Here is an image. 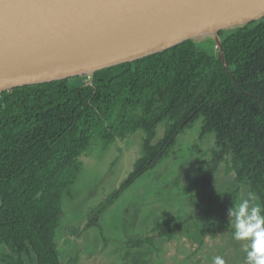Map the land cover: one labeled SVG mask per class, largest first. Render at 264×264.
<instances>
[{
	"label": "trees",
	"instance_id": "trees-1",
	"mask_svg": "<svg viewBox=\"0 0 264 264\" xmlns=\"http://www.w3.org/2000/svg\"><path fill=\"white\" fill-rule=\"evenodd\" d=\"M219 36L229 71L213 41L206 48L188 41L99 71L90 83L82 82L86 77H76L2 94V264H65L56 243L63 198L77 182L81 157L95 142L107 149L118 139L138 132L145 135L133 170L118 190L92 210L86 230L100 229L109 208L169 160L180 138L199 123V137L211 148L196 171L197 194L212 190L220 176L230 178L231 193L210 195L205 206L197 205L198 213L186 218L155 220L150 235L130 238L126 246L139 250L142 257L155 254L154 264L161 260L212 264L202 256L192 257L190 242L181 241L191 234L195 226L189 223L196 219L203 237L210 231L215 234L211 239L218 248L213 258L246 264L245 242L233 239L228 209L248 193L255 195L253 203L264 207V19ZM161 126L165 130L158 139ZM180 182L178 177L175 186ZM172 241L177 242L176 252ZM141 256L127 251L125 260L142 264ZM78 263L75 258L67 264Z\"/></svg>",
	"mask_w": 264,
	"mask_h": 264
},
{
	"label": "water",
	"instance_id": "water-1",
	"mask_svg": "<svg viewBox=\"0 0 264 264\" xmlns=\"http://www.w3.org/2000/svg\"><path fill=\"white\" fill-rule=\"evenodd\" d=\"M264 19V0H0V97L95 73ZM233 78V76L231 75Z\"/></svg>",
	"mask_w": 264,
	"mask_h": 264
},
{
	"label": "rangeland",
	"instance_id": "rangeland-1",
	"mask_svg": "<svg viewBox=\"0 0 264 264\" xmlns=\"http://www.w3.org/2000/svg\"><path fill=\"white\" fill-rule=\"evenodd\" d=\"M207 42L201 40L197 44L206 48ZM82 82L91 81L86 77ZM198 125L200 123L180 138L169 160L139 180L109 208L102 216L100 229L86 230L92 210L118 190L127 174L133 170L135 162L141 157L145 135L138 132L123 141L118 139L107 149L95 142L87 155L81 157L77 182L63 198L64 215L56 239L60 260L65 264L75 258H78V264H127V251L141 256L139 250L127 248L128 239L150 235L155 220L186 218L198 213L197 205L205 206L210 195L231 193L230 178L220 176L212 190L197 194L200 188L195 182L196 171L208 158L207 150L211 148L206 140L200 139ZM164 130L163 126L159 127L158 139L163 136ZM193 147L199 151L198 154ZM186 161L191 163L187 164ZM178 177H181V182L176 187ZM193 195H196L194 200ZM196 221L189 223V226L195 227L189 236L182 235L184 238L181 241L190 242L192 257L202 256L212 261L213 252L218 248L216 241L211 239L215 234L210 231V235L203 237ZM203 238L204 244L199 245ZM172 244L173 252H176L177 242L172 241ZM2 252L0 249V255ZM142 259V264H154L156 257L155 254L151 257L144 255ZM157 264L167 262L161 260Z\"/></svg>",
	"mask_w": 264,
	"mask_h": 264
},
{
	"label": "clouds",
	"instance_id": "clouds-1",
	"mask_svg": "<svg viewBox=\"0 0 264 264\" xmlns=\"http://www.w3.org/2000/svg\"><path fill=\"white\" fill-rule=\"evenodd\" d=\"M255 195L247 197L228 209L233 239L245 242L246 264H264V207L253 203ZM212 264H226L221 256L213 258Z\"/></svg>",
	"mask_w": 264,
	"mask_h": 264
},
{
	"label": "bare ground",
	"instance_id": "bare-ground-1",
	"mask_svg": "<svg viewBox=\"0 0 264 264\" xmlns=\"http://www.w3.org/2000/svg\"><path fill=\"white\" fill-rule=\"evenodd\" d=\"M85 194V193H84ZM109 203V202H108ZM147 236V235H146ZM37 262V261H36Z\"/></svg>",
	"mask_w": 264,
	"mask_h": 264
}]
</instances>
